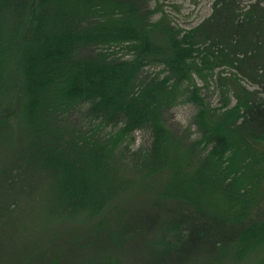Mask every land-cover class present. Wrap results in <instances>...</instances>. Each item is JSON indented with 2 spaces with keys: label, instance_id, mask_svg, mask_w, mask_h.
Segmentation results:
<instances>
[{
  "label": "trees",
  "instance_id": "trees-1",
  "mask_svg": "<svg viewBox=\"0 0 264 264\" xmlns=\"http://www.w3.org/2000/svg\"><path fill=\"white\" fill-rule=\"evenodd\" d=\"M3 85L0 264H238L264 246V0H214L185 31L160 0H0ZM37 172L50 201L33 203Z\"/></svg>",
  "mask_w": 264,
  "mask_h": 264
},
{
  "label": "rangeland",
  "instance_id": "rangeland-1",
  "mask_svg": "<svg viewBox=\"0 0 264 264\" xmlns=\"http://www.w3.org/2000/svg\"><path fill=\"white\" fill-rule=\"evenodd\" d=\"M214 0H160L161 3H163V7L166 10L167 13L170 15V19L180 29L188 30L191 29L198 24H200L206 17H208L212 12V4ZM263 1V0H262ZM155 41H157L158 44L162 43L164 46H168L167 42L163 40H159V38H155ZM222 72V75L224 76L229 75L228 71L224 70L223 68H218L215 73ZM227 72V73H226ZM248 89H250L247 86ZM4 91H7L4 92ZM0 96L2 99H11V101H15L16 92L13 91L11 95L8 92L7 86H2V90L0 91ZM0 99V101L2 100ZM192 110L188 106H182L179 108L174 109L173 111L165 114V119L167 121L168 126L172 129L174 132H181L185 128L187 124V119L190 117ZM66 120L69 122V126L77 129V130H85V125L81 120V117L79 118L78 113L76 111H71L66 118ZM21 122V120H20ZM14 127L16 130L21 131V125L19 121H16L14 124ZM18 133V131H16ZM136 145L146 144L148 143V138L145 134L137 133L136 134ZM2 139L0 137V159H2L3 156H6L5 150L12 151L13 147V140L12 138L8 140V142L2 146L1 145ZM5 143V142H4ZM33 182L36 184V190L35 194L36 197L33 200V203H36L38 201L42 202L48 200V188L46 185L51 182L50 179H47L45 176H43V173L37 172L33 176ZM152 187L151 189H153ZM151 195V194H149ZM34 198V197H33ZM152 199V196L149 197L150 201ZM146 200V199H145ZM50 201V200H48ZM39 218V216H34L32 219L35 221ZM55 222L53 218H50L48 220H45L44 228L36 226L35 224L32 225L28 230H22L21 234L22 236H26V233H34L37 228L41 229L43 232V236H47L48 234H51L52 232L49 230H52L54 228H58L59 226L54 225L59 224L58 222H61L59 218L56 219ZM58 221V222H57ZM36 223V222H35ZM28 226L24 228H28ZM23 229V228H22ZM47 229V230H46ZM14 237L10 235V240H12ZM226 264H233V263H226ZM238 264H264V246L259 247L258 249L254 250L247 259L242 260Z\"/></svg>",
  "mask_w": 264,
  "mask_h": 264
}]
</instances>
